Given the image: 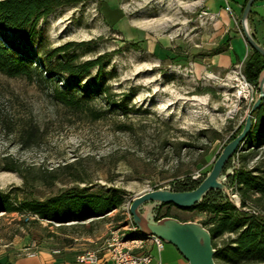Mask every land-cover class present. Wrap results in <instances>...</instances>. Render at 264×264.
<instances>
[{
	"label": "rangeland",
	"instance_id": "1",
	"mask_svg": "<svg viewBox=\"0 0 264 264\" xmlns=\"http://www.w3.org/2000/svg\"><path fill=\"white\" fill-rule=\"evenodd\" d=\"M204 9V0H78L38 20L43 49L73 41L82 42L79 60L110 54L104 72L115 105L96 95L89 105L103 113L93 119L87 108L72 109L50 96L58 77L40 82L0 72V192L16 201L43 200L74 186L126 193L118 208L85 221L0 212L1 260L33 246L90 249L110 230H125L134 196L171 189L185 176L201 181L208 173L240 132L232 137L251 109L256 87L244 96L242 62L215 54L228 24L226 30L241 31L240 16L228 14V22L199 17ZM253 29L264 47V26ZM263 158L264 140L256 147L243 142L223 173ZM160 207L152 209L155 218ZM165 213L181 221L206 218L204 211L173 204L160 208L159 215Z\"/></svg>",
	"mask_w": 264,
	"mask_h": 264
},
{
	"label": "trees",
	"instance_id": "2",
	"mask_svg": "<svg viewBox=\"0 0 264 264\" xmlns=\"http://www.w3.org/2000/svg\"><path fill=\"white\" fill-rule=\"evenodd\" d=\"M77 1L0 0V72L8 77L23 76L40 82L58 77L50 89V96L72 109L87 108L92 118L98 119L103 111L92 110L89 105L96 95L109 106L115 105L104 72L110 54L79 60L76 49L82 42L73 41L43 49V37L37 28L39 19L63 4ZM220 47L216 51H220ZM263 67L264 57L250 48L242 61L241 71L245 79L256 87ZM84 77L88 81L82 83ZM58 81L63 84H58ZM251 121L243 142L256 147L264 140V97L253 110ZM242 125L243 122L234 129L232 137ZM27 140L25 138L22 144ZM199 181L190 176L178 178L172 182L171 190L189 191ZM226 185L230 193L237 195L238 206L223 191L210 189L200 202L181 209H197L206 213V218L200 223L210 234L215 263L218 260L223 264H264V158L250 168L241 164L228 175ZM125 193L122 189H113L97 194L74 186L43 200L29 198L16 201L0 192V212L23 211L29 216L58 223L85 221L103 217L118 208ZM163 205L166 204L161 207ZM160 208L156 210V218L168 215H159ZM129 236L135 234L131 232Z\"/></svg>",
	"mask_w": 264,
	"mask_h": 264
},
{
	"label": "water",
	"instance_id": "3",
	"mask_svg": "<svg viewBox=\"0 0 264 264\" xmlns=\"http://www.w3.org/2000/svg\"><path fill=\"white\" fill-rule=\"evenodd\" d=\"M253 2L254 0H246L243 6L240 17L241 32L250 48L255 49L264 57V47L253 38L246 25ZM263 97L264 67L259 73L254 100L240 132L224 145L208 173L194 189L189 191H173L169 188L152 189L144 191L130 200L128 211L138 232L155 235L163 242L174 245L188 264H216L213 258L215 249L212 247L210 234L201 223L181 221L172 216L155 218L156 214L152 213V209L168 203L178 208H188L200 202L210 189L223 191L234 202V198L225 184L226 177L232 173L229 170L223 173V167L243 142L252 123L251 114Z\"/></svg>",
	"mask_w": 264,
	"mask_h": 264
},
{
	"label": "crops",
	"instance_id": "4",
	"mask_svg": "<svg viewBox=\"0 0 264 264\" xmlns=\"http://www.w3.org/2000/svg\"><path fill=\"white\" fill-rule=\"evenodd\" d=\"M244 2L245 0H204V6L207 10L216 15L218 21L228 22V14L233 18L237 16L241 17ZM210 3L216 6V8L211 9ZM226 5L229 9H226ZM258 24L264 26V0H254L250 7L247 25L250 28L252 36H255V29L253 28ZM228 26L231 25L228 24ZM228 26L226 28H228ZM226 28L221 35V41L217 44L218 47L221 46V50L216 51L215 54H229L232 61L237 58L242 62L248 52L246 50V41L243 34L239 29L228 31ZM126 233L129 235L131 231L127 230ZM90 249L97 251L100 261L107 260V252L104 248L103 241L97 242ZM53 250L54 249L46 246H39L36 253L33 255L22 254L14 257L8 256L3 260L0 259V264H84L78 263L75 258L83 249L80 250L76 247H68L58 248V252H54ZM144 250L147 251L153 259L159 258L161 264H188L187 260L179 253L176 247L167 242H163L160 250H157L154 243L148 242ZM135 252L138 251L136 250Z\"/></svg>",
	"mask_w": 264,
	"mask_h": 264
},
{
	"label": "built area",
	"instance_id": "5",
	"mask_svg": "<svg viewBox=\"0 0 264 264\" xmlns=\"http://www.w3.org/2000/svg\"><path fill=\"white\" fill-rule=\"evenodd\" d=\"M226 9H229L226 5ZM214 18L215 14L207 9L201 11L199 17ZM239 71L241 72L242 80L240 79L241 87L244 86L248 89V94L253 91L252 86L244 77L241 67L239 65ZM240 87V88H241ZM233 198H238L235 194L231 193ZM129 222L125 226V230L120 231L119 228L112 229L108 235L104 238V248L107 252V260L100 261L98 253L93 249H85L76 255V261L84 264H161L159 258L153 259V257L144 249L148 242L155 244L157 250L162 247L163 241L155 235L142 234L137 231L133 225L130 214ZM129 230L135 234V236L127 235L126 231ZM138 252H135V251ZM37 249L33 246L28 248L25 255L35 254ZM54 252H58V249H54Z\"/></svg>",
	"mask_w": 264,
	"mask_h": 264
},
{
	"label": "bare ground",
	"instance_id": "6",
	"mask_svg": "<svg viewBox=\"0 0 264 264\" xmlns=\"http://www.w3.org/2000/svg\"><path fill=\"white\" fill-rule=\"evenodd\" d=\"M240 92H242V94L244 96H246L248 94V89L246 87L242 86L241 89H240Z\"/></svg>",
	"mask_w": 264,
	"mask_h": 264
}]
</instances>
